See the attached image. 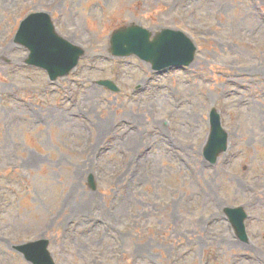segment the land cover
Segmentation results:
<instances>
[{"label":"rangeland","instance_id":"374dc122","mask_svg":"<svg viewBox=\"0 0 264 264\" xmlns=\"http://www.w3.org/2000/svg\"><path fill=\"white\" fill-rule=\"evenodd\" d=\"M38 11L84 49L53 82L13 39ZM132 23L181 31L193 62L112 56L109 36ZM212 107L228 133L215 163ZM259 180L264 0H0V264H32L13 247L42 237L55 264H264ZM239 205L247 242L223 213Z\"/></svg>","mask_w":264,"mask_h":264},{"label":"water","instance_id":"95a60500","mask_svg":"<svg viewBox=\"0 0 264 264\" xmlns=\"http://www.w3.org/2000/svg\"><path fill=\"white\" fill-rule=\"evenodd\" d=\"M151 32L137 24L115 29L109 37V52L113 56L136 55L150 63L156 71L168 67L189 65L195 56L196 46L181 31L162 29L150 39ZM14 42L27 48L29 54L25 62L46 70L50 80L66 76L78 63L84 50L60 36L45 12L27 15L19 24ZM100 85L117 91L115 84L108 79L99 80ZM227 147V133L221 127L216 109L210 111V134L203 149L204 157L214 163L218 155ZM89 184L94 189L93 177ZM236 235L246 240L244 220L246 213L241 206L225 207ZM48 240L40 239L15 246L33 264H55L48 249Z\"/></svg>","mask_w":264,"mask_h":264},{"label":"bare ground","instance_id":"6f19581e","mask_svg":"<svg viewBox=\"0 0 264 264\" xmlns=\"http://www.w3.org/2000/svg\"><path fill=\"white\" fill-rule=\"evenodd\" d=\"M88 173V171H85L84 172V175H86ZM262 183L260 180L256 182V187H258V184ZM258 188H264V187H258ZM250 200L252 202H254V200H263L264 199V189H258L257 190H254L250 196H249ZM99 222V221H98Z\"/></svg>","mask_w":264,"mask_h":264}]
</instances>
